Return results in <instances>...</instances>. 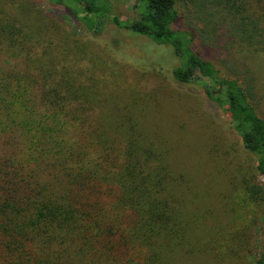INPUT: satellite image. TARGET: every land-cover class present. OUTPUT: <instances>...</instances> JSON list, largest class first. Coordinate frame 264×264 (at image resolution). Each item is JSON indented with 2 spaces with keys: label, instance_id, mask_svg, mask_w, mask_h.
Returning a JSON list of instances; mask_svg holds the SVG:
<instances>
[{
  "label": "trees",
  "instance_id": "obj_1",
  "mask_svg": "<svg viewBox=\"0 0 264 264\" xmlns=\"http://www.w3.org/2000/svg\"><path fill=\"white\" fill-rule=\"evenodd\" d=\"M48 2L93 40L110 20L133 37L171 46L180 59L175 79L200 86L227 112L264 181V119L252 80L225 76L194 44L201 31L257 57L264 52V8L251 0H136L137 18L121 21L110 0ZM22 8L0 0V245L36 264H173L191 234L180 201L169 196L168 184L183 179L144 139L137 120L108 122L99 80L77 56L82 45L68 36L59 42L52 26ZM103 188L117 193L114 202H100ZM252 194L262 198L264 188ZM126 212L136 215L134 224L125 225ZM256 264H264V254Z\"/></svg>",
  "mask_w": 264,
  "mask_h": 264
},
{
  "label": "rangeland",
  "instance_id": "obj_2",
  "mask_svg": "<svg viewBox=\"0 0 264 264\" xmlns=\"http://www.w3.org/2000/svg\"><path fill=\"white\" fill-rule=\"evenodd\" d=\"M16 1L33 20L52 26L59 42L68 36L82 45L83 53L77 56L82 67L99 80L108 122L124 121V117L137 120L144 139L156 152H165L168 169L183 179L168 184L169 196L180 201L182 219L190 225L191 234L185 251L173 256V264H256L264 254V195L256 199L252 194L256 186L264 188L257 158L245 149L224 109L210 101L200 86L175 79L173 71L180 59L173 48L133 37L110 20L93 40L48 0ZM110 1L121 21L137 18L136 0ZM251 1L255 9L264 8V0ZM180 26L189 28L187 18ZM196 33L194 44L202 57L242 84L252 80L253 102L264 119V52L250 59L230 48L223 36L211 42V36ZM10 66L24 70L16 63ZM98 113L93 121H98ZM101 129L112 134L108 127ZM87 131L96 132L95 124ZM4 150L0 143V155ZM116 198V192L102 189V204ZM124 219L125 225H132L137 217L126 212ZM126 258L121 254L119 260ZM0 264L36 263L16 259L0 245Z\"/></svg>",
  "mask_w": 264,
  "mask_h": 264
}]
</instances>
